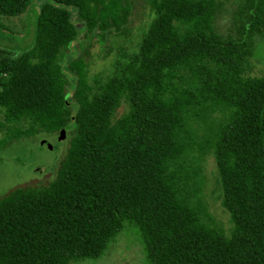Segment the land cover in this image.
Returning <instances> with one entry per match:
<instances>
[{
	"label": "trees",
	"instance_id": "16d2710c",
	"mask_svg": "<svg viewBox=\"0 0 264 264\" xmlns=\"http://www.w3.org/2000/svg\"><path fill=\"white\" fill-rule=\"evenodd\" d=\"M44 1L33 42L0 47V149L72 139L53 179L0 197V264L99 259L127 222L149 264H264V0H142L146 29L138 0ZM33 3L0 0V17ZM84 30L114 54L106 74L81 57L66 74ZM210 156L229 228L206 196Z\"/></svg>",
	"mask_w": 264,
	"mask_h": 264
},
{
	"label": "rangeland",
	"instance_id": "374dc122",
	"mask_svg": "<svg viewBox=\"0 0 264 264\" xmlns=\"http://www.w3.org/2000/svg\"><path fill=\"white\" fill-rule=\"evenodd\" d=\"M34 2L35 4L33 3L32 7L20 16L0 17L1 48L19 54L33 42L37 13L45 1L34 0ZM71 11L74 21L80 25L78 11L74 8ZM152 18L153 13L149 4L138 0L133 16L135 27L146 29ZM86 36L84 30L69 49L63 50L64 53L61 54L60 60L65 62L66 74H68L66 65L69 61L80 57L87 63L91 76L97 73L106 74L110 71L114 54L109 56L102 54L97 44V38L88 39ZM36 59L37 57L32 61ZM254 62L256 65L255 74H264V36L258 40ZM124 105L126 106L125 102ZM4 121L5 116L1 111L0 122ZM67 135L66 133V137L60 139V131L56 133L41 132L33 138H24L0 149V197L17 185L39 184L53 179L72 139L71 135ZM43 139L49 142L52 147L46 143L42 144ZM206 175V196L211 210L229 228V213L221 205L218 171L215 160L211 156L206 161ZM71 264H149V262L138 229L127 222L101 258L73 261Z\"/></svg>",
	"mask_w": 264,
	"mask_h": 264
},
{
	"label": "water",
	"instance_id": "95a60500",
	"mask_svg": "<svg viewBox=\"0 0 264 264\" xmlns=\"http://www.w3.org/2000/svg\"><path fill=\"white\" fill-rule=\"evenodd\" d=\"M65 137H66V130L62 129L60 131V139H64ZM44 143L48 144L49 147H52V145L49 142H47L45 139L42 140V144H44Z\"/></svg>",
	"mask_w": 264,
	"mask_h": 264
}]
</instances>
